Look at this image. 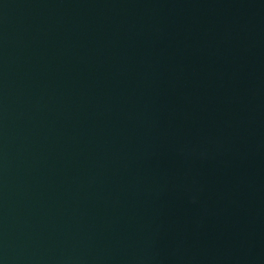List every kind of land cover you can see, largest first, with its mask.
Segmentation results:
<instances>
[{
    "label": "water",
    "instance_id": "95a60500",
    "mask_svg": "<svg viewBox=\"0 0 264 264\" xmlns=\"http://www.w3.org/2000/svg\"><path fill=\"white\" fill-rule=\"evenodd\" d=\"M264 0H0V264H137Z\"/></svg>",
    "mask_w": 264,
    "mask_h": 264
}]
</instances>
